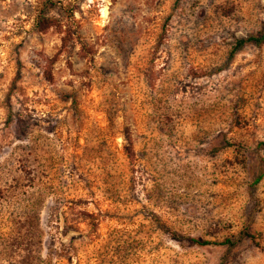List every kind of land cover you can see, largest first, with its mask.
I'll return each mask as SVG.
<instances>
[{
  "label": "rangeland",
  "instance_id": "obj_1",
  "mask_svg": "<svg viewBox=\"0 0 264 264\" xmlns=\"http://www.w3.org/2000/svg\"><path fill=\"white\" fill-rule=\"evenodd\" d=\"M263 142L264 0H0V264H264Z\"/></svg>",
  "mask_w": 264,
  "mask_h": 264
},
{
  "label": "trees",
  "instance_id": "obj_2",
  "mask_svg": "<svg viewBox=\"0 0 264 264\" xmlns=\"http://www.w3.org/2000/svg\"><path fill=\"white\" fill-rule=\"evenodd\" d=\"M37 25H38V29L40 31H44L48 28L54 27L57 31L62 32L63 35L61 37V40L63 42V45H66L68 43V41L70 40V30H69V26H64L61 22H59L57 19L55 18H47V17H41L39 18V20L37 21ZM64 27V29H63ZM262 38L259 37H255V36H249L248 38H244V39H237L236 40V44L234 45V47L232 48V50L230 51V54L232 55L237 49H239V47H241L246 41H254L256 43H259L261 41ZM264 145V142L262 143ZM262 177V172L261 170H259L258 175L256 176V178L254 179V182L257 183L260 178ZM164 227V226H162ZM168 230V229H166ZM169 233H171V235L175 238H177V234L176 232L170 231ZM241 235L244 237H248L251 240H254V235L251 234L250 232H247L246 230H242L241 231ZM189 239L191 242L196 243V244H200V245H206V244H224V245H233V241H231L229 238H225L224 240H222L221 242H213V241H209V240H203V239H197V238H187Z\"/></svg>",
  "mask_w": 264,
  "mask_h": 264
}]
</instances>
